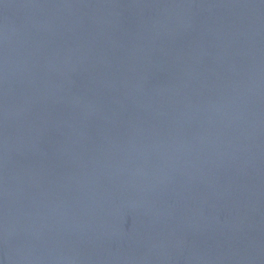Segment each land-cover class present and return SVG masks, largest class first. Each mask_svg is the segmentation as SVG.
I'll use <instances>...</instances> for the list:
<instances>
[{"label": "water", "instance_id": "water-1", "mask_svg": "<svg viewBox=\"0 0 264 264\" xmlns=\"http://www.w3.org/2000/svg\"><path fill=\"white\" fill-rule=\"evenodd\" d=\"M0 264H264V0H0Z\"/></svg>", "mask_w": 264, "mask_h": 264}]
</instances>
